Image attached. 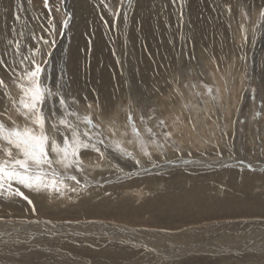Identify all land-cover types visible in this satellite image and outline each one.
Here are the masks:
<instances>
[{"label":"rangeland","instance_id":"374dc122","mask_svg":"<svg viewBox=\"0 0 264 264\" xmlns=\"http://www.w3.org/2000/svg\"><path fill=\"white\" fill-rule=\"evenodd\" d=\"M106 2H110L115 6L119 3V0H106ZM214 2L220 6L216 10L212 8ZM243 2L249 5H258L261 0H243ZM22 3L24 11L20 13L21 23L25 18L28 21L25 34H28L29 29H34L37 33H40V28L34 17L41 12L44 17H47L48 13L43 9V0H32L31 6L27 0H22ZM49 3L56 4L61 9L60 12L53 11V17L57 21L58 27L63 19L64 7L74 13L68 31L70 39L67 37L58 39L54 70L57 79H59L62 69L66 71L65 79L69 80L72 95L78 94L81 98V112L84 111L87 102L94 101L93 98H88V101L83 100V97H81L82 89L88 93L91 91L90 93H93V95L98 92L105 93L106 99L104 101H106V104H109L110 100L113 103L110 105L111 110L103 119L105 122L110 119L114 122L118 129L117 138L125 140L124 146L139 156L135 144L127 143V140L132 137L130 129L126 128V112L122 110L127 106L128 97L131 94L134 112L137 117L141 109L145 111L155 110L160 118L165 120L170 130L175 129L177 132L175 139L184 149L186 160L197 159L200 161L201 158L197 153V149L208 148L209 152H212L210 145L217 141L220 143V150L224 152L222 163L218 162L216 156L212 154L208 157V163L189 165L175 162V156L169 148V157L174 160V163L161 168L150 169L147 174H134L130 178H123L110 175L108 171H103V173L100 170L91 172L88 179L93 185L100 183L103 191L112 186L117 188V190L116 188L113 190L114 193L116 191L114 197L112 196L113 200H108L103 199L101 189L91 187L89 190L94 193L100 192L99 197L96 194L94 196L97 206L101 207L103 205L102 209L106 207H118L120 209L129 206V208H132L138 207L141 202H159V198L162 201L167 197L173 198L174 202L171 203L176 205L179 201L181 202L183 197L190 196L183 194V189L188 191L189 187H201L205 190L196 189L197 197H193V203L199 196L207 200L214 197V201L229 198L232 201L235 200V202L245 201L248 204L247 207L259 208L255 213H248L247 209L245 211L242 208V211L238 214L234 211H219L217 208H211L213 212L208 214V210L200 208L201 213H198L195 220L201 219L199 221L201 224L208 223L210 225L213 223L210 232L212 237L218 238L220 235L225 234L230 236L235 232L260 234L264 229V225L258 223L259 219L264 217V157L258 156L257 150L261 141L264 140V112H261V101L264 99V36H258L253 42H249L243 51L240 49L241 33L239 25L243 22L240 15L242 0H185L183 21L179 16L181 11L179 4L174 6L171 4V0H139L141 6L135 13L138 23H133L130 18L127 26L121 24L118 30L103 26L104 24L100 19L103 6L96 7L99 0H67L66 5H59L58 0H49ZM225 3L232 4L233 12L231 15L223 11ZM153 5H155L154 8ZM5 9H8L6 16L4 14ZM15 12V0H0V34L5 32V21H7L10 35L11 26L15 23L13 20ZM250 12L252 19L246 24L249 36L252 35V29L257 19L256 9L252 8ZM20 26V24H16L18 29ZM104 27L105 29H103ZM99 37L103 39V43L98 42ZM93 40H96L97 45L93 46ZM104 41L109 44L105 46ZM91 46H93V50H97L94 56L90 54ZM103 47H105V51ZM78 49L80 52L77 51ZM152 50L153 54L150 53ZM140 52H142V55L145 54L144 61L146 62H144L145 66L143 68L150 72L152 77L149 82L144 79V76L141 79L140 74L136 73L138 70L136 64L140 61L138 57ZM245 55L246 60L237 59V56ZM213 56L216 57L215 60L212 59ZM217 64H219V69L216 67ZM73 67L77 69L72 70ZM245 68L250 83L244 81ZM172 76L179 79L180 90L183 92L185 99L190 102L189 108L183 106L185 100L173 96L177 85L172 81ZM166 80L168 81L167 84L165 83ZM60 82L63 83V81ZM202 83L211 85L214 89L213 95H218L221 99V110L219 112L216 111L210 97L206 94L203 95L205 103L198 102L200 98L195 93H204ZM185 84L189 87L184 88L183 85ZM191 85H196V87L192 88ZM242 88L256 89L255 102L251 98V93L249 91L242 92ZM10 89L14 95L18 92L12 85H10ZM154 89H159V91ZM217 89L218 92L215 91ZM53 90L55 91V88ZM90 93L87 96H91ZM207 105L209 106L207 107ZM2 110L0 108V111ZM189 112L194 117L192 121L188 118ZM256 112H261V115L254 119ZM10 114L18 124L23 125V118L18 117L14 110H10ZM4 119L7 118L4 117ZM237 120H244L245 123L243 125L238 124L236 123ZM137 124L139 126L138 119ZM221 128L234 131L236 133L235 139L229 137L221 139ZM124 132H128L127 137L119 135ZM205 141L209 143H205ZM189 144L193 152L192 157L186 155L187 151L190 150ZM233 145L237 156L246 158L255 165L253 171L246 169L241 171L237 167L235 159L231 158ZM92 159H95L94 154ZM113 163L119 164L125 172H133V162L130 160L119 158L114 160ZM179 172L182 175L184 173V176H188V178L183 179L180 177ZM177 173H179V177H176ZM223 173L234 174H231L233 178L231 177L230 183L228 179H225L226 182L219 178ZM244 177L251 179H248L247 182L243 180ZM152 179L158 180L153 186L149 185V181ZM105 180H107V183L104 182ZM140 181H142V184H140ZM253 182L255 183L253 184ZM203 184L205 185L203 186ZM123 185L127 189L122 187ZM121 189L125 190L119 193ZM124 191L126 192L124 193ZM139 193H142V195ZM74 197L71 201L62 202H49L46 199L37 197V203L44 207L38 218L42 219L47 216L48 213L46 212L51 210L53 215L55 212L58 215L60 214V216H54L53 218L50 216L54 222L69 219L87 221L88 219L98 218L99 220L114 219L115 223L125 221L124 223L127 225L134 223L136 224L134 226L146 229L153 227L160 229L176 227L179 229L185 226V222L181 221L167 225L164 222L162 225L153 224L158 216L162 217L165 213L159 208H151V211L142 212L132 219L109 216L101 218V210L94 212L95 214L84 215L77 212L76 207L73 209V204L81 202L80 199ZM104 200H106L105 203ZM178 206L180 204L176 205V207ZM182 208L183 206H180L177 210H181L186 214ZM187 209L188 212H192L198 209V205L187 207ZM182 212L179 215L181 220L186 217ZM1 214H5L3 210L0 211ZM25 215L37 219V217L30 216L29 212ZM255 216L256 218H254ZM162 218L167 222L164 216ZM162 218L160 219L163 220ZM102 230L100 228H95L93 232L71 230L69 232L63 231L56 236L45 237L43 235L37 239L39 243L37 247L31 240L25 242L26 246H20L19 242L16 245L9 243L7 247L0 244V261L7 264H112L113 262L114 264H149L150 261L151 264H155L159 261V257L145 252L141 247L142 245L126 242L120 238L110 239L107 235H104ZM256 241H259V239H256ZM111 247H119L126 250L127 253L122 254V257H118L119 259H116V261L109 256V263H106V258L102 262L98 255L113 249ZM253 248L251 247L249 250L241 249L240 253L248 251L249 256L247 259L251 261V264H264V255L260 254V249ZM236 253L237 251H227L220 254L195 252L187 253L180 258H167L161 262L171 264L181 258L191 260L192 258L197 257L196 259H198L201 257L204 260L200 259L196 261V264H206V262L207 264H241V260L237 258Z\"/></svg>","mask_w":264,"mask_h":264},{"label":"snow or ice","instance_id":"6c2138e0","mask_svg":"<svg viewBox=\"0 0 264 264\" xmlns=\"http://www.w3.org/2000/svg\"><path fill=\"white\" fill-rule=\"evenodd\" d=\"M27 2L30 6L32 5V0ZM184 3L185 0H171L172 5L179 4L181 8L179 13L181 21H183ZM58 4L66 5L67 0H58ZM101 5L103 11L100 19L106 28L118 30L121 24L126 27L130 18L133 23H138L135 13L141 6L139 0H119L115 6L106 0H99L96 7L99 8ZM15 7L16 12L13 14L15 23L11 26L10 35L7 21H5V32L0 34V108L3 109L0 111V205L8 202L6 207L11 208L12 203L17 199L25 202L28 205V212L37 217L35 220L27 221L28 227L40 225L37 197L49 202H62L71 201L73 196L77 199L83 197L85 193H89L91 187L103 190L100 183L93 185L88 179L90 173L96 170H100L101 173L108 171L110 175L123 178H130L134 174H147L150 169L174 163V160L169 157V148L175 156V162L203 164L208 162V157L212 154L216 156L218 162H223L224 152L220 150L219 141L210 145L212 152H209L208 148L197 149L200 161L186 160L184 149L175 139L177 135L175 129L170 130L165 120L161 119L155 110L141 109L137 117L131 94L128 97L127 106L122 110L126 112V128L130 129L132 137L127 140V143L135 144L139 156L129 151L124 146L125 140L117 138L118 129L114 122L111 119L105 122L103 119L111 110L110 105L113 101L110 100L109 104H101L99 94L94 93V101L87 102L84 111L81 112V98L78 94L72 95L69 80L65 79L66 71L62 69L59 79L56 77L54 65L58 39L65 37L70 39L68 31L74 13L64 7L63 19L58 27L53 11L60 12V7L50 4L49 0H43V9L47 11V17H44L42 12L34 17L40 33L29 29L26 35L28 21L25 18L21 23L20 13L24 11L22 0H15ZM219 7L215 2L212 5L213 10ZM252 8L256 9L257 19L252 35L249 36L246 24L252 19L250 12ZM7 11L8 9L4 10L5 16ZM223 11L231 15L232 4L225 3ZM240 15L243 18V22L239 25L240 49L243 51L249 42H253L258 36H264V0H261L258 5H249L242 0ZM16 24L21 25L19 29ZM246 58V55L237 56L239 60H246ZM212 59L215 60L216 57L213 56ZM216 67L219 69V64ZM243 76L245 82H251L246 68ZM172 81L177 85L173 96L185 100L183 106L189 108L190 102L185 99L180 90L179 79L172 76ZM165 83L167 84L168 81L166 80ZM10 85L18 90L15 95ZM202 86L204 93H195L200 98L198 102L205 103L203 95L206 94L219 112L221 99L218 95H213L214 89L211 85L202 83ZM183 87L189 86L185 84ZM191 87L195 88L196 85ZM154 90L159 91V89ZM215 91L218 92V89ZM241 91H249L255 102V88H242ZM82 99L88 101L87 96ZM10 110H14L18 117L23 118V125L12 118ZM261 112H264V99L261 101ZM261 112H256L253 118L260 116ZM4 117L7 119L5 120ZM188 118L190 121L194 119L191 112ZM236 123L243 125L245 121L237 120ZM119 135L127 137L128 132ZM235 136L234 131L221 128V139L229 137L234 140ZM205 143L209 142L205 141ZM234 149L233 145L231 158L235 159L237 167L241 171L245 169L253 171L255 165L246 158L237 156ZM93 154L95 159H92ZM257 154L264 157V140L259 144ZM186 155L192 157L193 152L189 150ZM119 158L132 161L133 172H125L119 164L113 163ZM104 182L107 183V180ZM95 194L97 197L100 196V192ZM139 194L142 195V193ZM112 195L111 192L103 191V197L108 200L112 199ZM90 197L91 193H89ZM82 223H86L91 228L95 221L69 219L55 223L48 219L44 221L43 229L47 230L48 235H60L61 229L71 227L73 224L80 227ZM259 223L264 225V217L259 219ZM0 228H3V231H0V240L5 247L9 243L16 245L18 242L20 246H26L25 242L28 240L36 243V237L28 236L23 224L18 218H13L11 212L0 215ZM36 230L42 231L39 227ZM121 231L123 230H118L114 235H119ZM261 243L260 254L264 255V240ZM141 247L153 256L160 255L156 247L149 248L147 244ZM236 255L241 260V264H251V261L247 259L248 251L240 253L238 249ZM157 264H164V262L157 261Z\"/></svg>","mask_w":264,"mask_h":264},{"label":"bare ground","instance_id":"6f19581e","mask_svg":"<svg viewBox=\"0 0 264 264\" xmlns=\"http://www.w3.org/2000/svg\"><path fill=\"white\" fill-rule=\"evenodd\" d=\"M97 29H95V30H97ZM103 29H105V27ZM103 31H105V30H103ZM100 36H101V34H100ZM101 37H103V36H101ZM149 38H150V36H149ZM152 39H149V40H152ZM95 42H96V40L95 41L94 40L92 41L93 46L97 45ZM98 42H102L103 43V39L99 37V41ZM104 44H105V46H107V44H109V43H107V41H104ZM93 46H91L92 47L91 48L92 50H90L91 51V53H90L91 56H94L95 55L94 53L97 51V50H93ZM98 46H99V44H98ZM102 46H104V45H102ZM213 48H215V47H213ZM103 50L105 51V47H103ZM143 50H145V49H143ZM77 51H79V49ZM98 52H100V51H98ZM142 52H140L139 53L140 56H138L139 59H140V61H138V63H139V64L137 63L138 65L136 64V66L138 68V70H137L136 73L140 74L141 79L144 76L145 77L144 79H147L148 82H149V80L152 77L150 76V72H147L143 68L145 66V63L144 62H146V61H144L145 60V54L142 55L141 54ZM145 52H148V51H145ZM214 52H216V51H214ZM150 53L153 54V50ZM75 68L76 67H73L72 70H74ZM90 83H91V81H90ZM89 93L82 89L81 90V97L87 96ZM90 94H91V96H87V97L88 98H91V99L92 98L95 99V96L93 95V93H90ZM98 94H99V98H100L101 104H106V101H104L106 99V97L104 96L105 93L98 92ZM208 106L209 105H207V107ZM178 138H180V137H178ZM195 160H197V159H195ZM208 162H206V163H208ZM183 164H185V163H183ZM176 165H180V164H176ZM179 173H177L176 177L177 176L179 177ZM231 174H233V173H231ZM231 174L230 173H228V174L223 173V175L221 177H219V178H222V180L228 179L229 180V183H230L231 177L234 175L233 174L231 176ZM180 177H182L183 179L188 178V176H184V173H183V175L181 174ZM241 178H242V176H241ZM245 178L246 177H244L243 180H245L247 182H248V179H251V178H246V179ZM243 180H242V182H244ZM157 181H158L157 179H152V180L149 181V185L151 184L153 186ZM254 181H255V179H254ZM140 182H141L140 184H142V181H140ZM254 183L255 182H253V184ZM232 184H233V182L231 183V185ZM204 185L205 184H203V186ZM240 185H241V183H240ZM247 185H248V183H247ZM200 186H202V185H200ZM122 187H124L125 189H127L124 185ZM212 187H214V186H212ZM115 188H114V186L108 187V188L105 189V191L111 192L113 194L112 196L114 197V194H116V191L114 193L113 190ZM156 188H158V187H156ZM200 188H197V187H193V188L192 187H189L188 191H185L183 189L182 190L183 194H188L190 196H187V198L186 197H183L181 199V202L179 201L180 203L175 200L176 202H178V204H180V206H183L182 209L186 212V214L183 213L181 210H177L178 207H180V206L176 207V205H178V204L173 205L175 203H171V202H174V201H173V198H170V197H167L166 199H163L162 201H160V198H159V200L156 198L159 202H148V201H147L148 203L147 202H144V203L141 202V204H138V207L136 206V207L129 208L130 207L129 206L128 208H120V209L118 207L117 208H113V207L109 208V207H106V208L102 209L103 208V205H101V207H102L101 208L100 206L98 207L97 204L95 203L96 200L94 199V196H96V195L91 190H89V193H91V197L90 198H89V193H85V195L83 197H80L79 198L80 201H81L80 203L76 202L75 204H73V206H74L73 209L76 207V211L77 212H81V214H84V215H86V214H95L94 212H99L101 210L100 211V213L102 215L101 218L102 217L109 216V217H116V218L118 217L120 219H123L125 217H127L129 219H132V218H135V216L139 215L142 212H147L148 210L151 211V208H159V209H161V210H163L165 212V213H163L162 217L164 216L166 218L165 220H167V222H165L162 217H159L158 216L157 217L158 219H155V221L153 222V224H155V225H162L163 222H164V223H166L165 225H167L169 223L170 224H173L174 222H178V221L185 222V224H184L185 226L180 227L179 229L176 228V227H172V228H168L167 227V228H164V229L155 228V227L148 228V229H146V228H138L137 226H134V225H136L134 223L132 225L125 224L124 223L125 221H122L120 223H118V222L115 223L114 222V219H109V220L108 219H102V220H99L98 218H96V219L95 218L94 219L92 218L90 220H94L95 221V224L91 228H89V226L86 223H82L80 227H77L75 224H73L71 227H65V228L61 229L60 230V233L63 232V231L64 232H69L71 230L84 231V232H87V231L93 232L95 228H100L101 230L103 229L102 231H104V235H107V237H109L110 239H113V238L118 239V238H120L121 240L126 241V242L129 241L130 243H136L138 245H145V244H147V246L149 248H153V247L158 248L159 249V252H160V255L159 256H155V257H159L158 258L159 261L165 260L167 258H180V257H183L184 255H186L187 253H195V252H203V253L206 252V253H210V254L211 253H213V254H220V253H226L227 251H237L238 249L241 252V249L242 250L243 249L249 250L251 247H254L257 250H259L261 248V246H262V243L261 242H262V240H264V229L262 230V232L260 234H257V233L255 234V232H244V233H241V232L237 233V232H235V233H233L230 236L227 235V234H225V235H220L218 238H215V237H212L210 235L211 229H212V227L214 225L213 223H211L210 225L208 223L207 224H201V222L199 223V221H201V219L200 220H195V218L198 217V213H201L200 212L201 211L200 208H202L203 210H206V211L208 210V214L213 212V209H211V208H214V209L217 208V209H219V211L224 210V212L225 211H228V212L234 211L235 213L238 214V212L242 211L241 210L242 208H244L245 211L247 209V212L248 213H255V211H258L257 210L258 207H255V208L254 207H251L250 208V206L247 207L248 204L245 201H240V202L239 201L238 202L236 201L235 202V200L232 201L229 198H224V197H223L224 200L214 201L213 200L214 197L213 198L211 197L209 200H207V199L199 196L194 201V203H193L192 202L193 197H197V194H196L197 191H196V189L200 190ZM125 189H121V191L119 193H121ZM116 190H117V188H116ZM118 190H119V188H118ZM130 190H132V188H130ZM202 190H205V189H202ZM125 192L126 191H124V193ZM127 192H128V190H127ZM113 197H112V200H113ZM103 199H105V198L103 197ZM103 199H101V200H103ZM115 199H116V197H115ZM105 202H106V200H104V203ZM161 202H163V203H161ZM7 203L8 202H5L4 205H0L1 209H3L4 213L11 212L12 214H14L13 215V218H18L19 219V221L21 222V224H23V226H24V228H25L28 236H30V237H36V243H35L36 244V247H37V244H39L37 242L38 241L37 240L38 238H41V236H43V235L45 237H50V235L47 234V230L43 229L44 221L45 220H48V219H51L52 220V218L54 216H60V214L58 215L55 212L56 215L55 214L53 215L52 212H51V210H49V211L46 212V213H48L47 216L43 217L42 219H39L40 220V225L39 226L33 225L32 227H28L27 221L28 220H35V219H32L29 216H26L25 215V214H28V206H27V204L25 202H22L19 199H17L14 203H12L11 208H8V207H6V204ZM197 205H198V209H195L192 212H188L187 207L190 208V206L191 207H194V206H197ZM38 206L40 208V212L39 213H41V211L44 210V207L42 205H39V204H38ZM184 207H186V208H184ZM181 212H182V214H185V216H186V217H183L182 220L179 217V215H180ZM1 215H4V214H1ZM15 215H17V216H15ZM232 215H234V214H232ZM30 216H32V215H30ZM50 216H52V218ZM63 216L64 217H69L67 215H63ZM160 218H162L163 220H161ZM254 218H256V216ZM59 222H61V221H56L55 223H59ZM11 224H12V221L10 220L9 221V226L10 227H11ZM37 227H39L40 229H42V231H37L36 230ZM118 230H123V231H121L119 235H114V233H116ZM161 230H163V231H161ZM0 231H3V228H0ZM51 236H56V235H51ZM4 239H6V238H4ZM252 239H254V240H252ZM256 239H259V241H256ZM254 241H256V242H254ZM0 244L1 245L4 244L2 242V240H0ZM111 248H113V249L104 252L102 255H98V257H100V260L102 262L106 258V263H109L110 262L109 256L111 258L113 257L115 259V261H116V259H119L118 257H122V254H126L127 253L126 250H123V249H121L119 247H115V248L114 247H111ZM196 258L195 259L192 258L191 260H188L186 258H181L178 261H175L174 263H171V264H196V261H199L200 259H203L201 257L198 258V259H196ZM207 260H209V259H207ZM87 262H89V261H87ZM111 262H113V261H111ZM0 264H7V263L4 262V261H0ZM112 264H114V262ZM155 264H157V263H155ZM206 264H207V262H206Z\"/></svg>","mask_w":264,"mask_h":264}]
</instances>
